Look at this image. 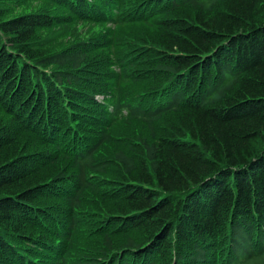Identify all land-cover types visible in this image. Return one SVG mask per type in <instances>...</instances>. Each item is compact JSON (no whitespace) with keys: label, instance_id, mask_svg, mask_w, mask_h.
Listing matches in <instances>:
<instances>
[{"label":"trees","instance_id":"16d2710c","mask_svg":"<svg viewBox=\"0 0 264 264\" xmlns=\"http://www.w3.org/2000/svg\"><path fill=\"white\" fill-rule=\"evenodd\" d=\"M0 264H264V0H0Z\"/></svg>","mask_w":264,"mask_h":264},{"label":"rangeland","instance_id":"374dc122","mask_svg":"<svg viewBox=\"0 0 264 264\" xmlns=\"http://www.w3.org/2000/svg\"><path fill=\"white\" fill-rule=\"evenodd\" d=\"M32 3H33V5H37V2L36 1H34ZM18 8L20 9L21 6L18 7ZM100 97H103V95L100 94ZM134 127H137V125L136 124H133V126H127L125 123H123L120 126V132L121 133H126V134H129V133H136V134L144 133V131H143L144 129H142V127H141V130L140 129H135Z\"/></svg>","mask_w":264,"mask_h":264}]
</instances>
